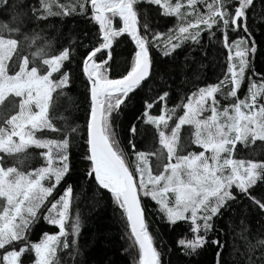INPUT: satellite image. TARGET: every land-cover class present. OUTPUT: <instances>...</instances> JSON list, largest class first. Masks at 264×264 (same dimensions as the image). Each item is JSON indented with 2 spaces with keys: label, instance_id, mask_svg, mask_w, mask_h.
I'll return each instance as SVG.
<instances>
[{
  "label": "snow or ice",
  "instance_id": "snow-or-ice-1",
  "mask_svg": "<svg viewBox=\"0 0 264 264\" xmlns=\"http://www.w3.org/2000/svg\"><path fill=\"white\" fill-rule=\"evenodd\" d=\"M151 6L177 21L162 47L164 34L147 15ZM0 9L9 17L3 26L7 34L0 30V264H26L25 257L27 264H60V249L70 247L69 226L71 244H77L80 218L70 215L73 186L66 184L59 196L55 191L72 175L69 152L78 131L86 165L80 175L94 184L95 191L110 194L134 241L129 252L132 264H163L149 231L151 209L144 205L145 199L155 202L162 213L159 219L169 227L185 226L187 231L176 241L182 254L198 255L211 244L216 248L214 264H224L225 243L210 235L220 231L213 218L231 212L240 195L264 215V188L256 194L264 186V159L233 158L238 143L264 147V74L255 71L252 58L257 44L254 23H249V13L255 19V0H36L35 4L0 0ZM76 16L98 25L88 44L85 33L63 37L66 44L61 48L47 40L36 47V37L26 34L30 22ZM202 33L227 50L223 79L198 87L181 97L186 102L171 108L164 106L170 90L151 102L144 100L142 113L127 129L131 150L123 151L116 121L136 91L152 79L155 62L150 50L170 57L189 41L202 48ZM123 34L130 37L134 49L121 67L112 64V50L125 38ZM77 45L86 53L78 65L85 85L82 102L72 92L75 77L69 68ZM245 81L247 88L240 98ZM225 85L230 88L226 94ZM218 95L225 101L222 106ZM81 103L86 115L77 129L72 124ZM158 104L159 114H151ZM61 107L63 114L57 117ZM145 126L153 127L154 143L147 145L148 151L137 150L134 141L145 134ZM48 131L60 138H45ZM30 147L43 149L39 154L46 166L22 170L30 159ZM41 218L58 232H44L33 242L29 234ZM240 223L237 235L246 241L243 264H264V239L248 240L243 234L249 229L243 220Z\"/></svg>",
  "mask_w": 264,
  "mask_h": 264
},
{
  "label": "trees",
  "instance_id": "trees-1",
  "mask_svg": "<svg viewBox=\"0 0 264 264\" xmlns=\"http://www.w3.org/2000/svg\"><path fill=\"white\" fill-rule=\"evenodd\" d=\"M17 2H20V0H17ZM23 2L35 4L36 0H23ZM59 2L63 3L67 2V0H59ZM141 7L144 8L146 6L141 5ZM198 7L203 10L202 5H198ZM147 15L153 27L164 34L160 39L162 47L169 38L168 29L177 23L176 18L163 17L157 11L156 6L147 7ZM249 16V23H254L253 39L257 44V51L252 58L255 71L259 74H264V21L261 20V17H264V0H255L254 21L251 18L252 13H249ZM117 20L118 18H114V26H117ZM7 23H9V17L5 15V10L0 9V30H3L5 34H7V28L3 26ZM85 33L88 35V39L84 40V43L88 44L89 40L98 33V25L89 23L86 19L79 16L65 19L50 18L47 21H40L35 24L30 22L26 29L27 35L36 37L35 41H33L36 47L43 46L45 40H47L52 42L54 48H61L66 44V41L62 40L63 37L69 34L80 37ZM123 35L125 38L121 40L119 45L114 44L112 50V64L121 67H124L126 62L131 59V53L134 49L130 37H127L126 34ZM232 38L235 37L233 36ZM201 44L203 45L202 48L189 41L177 49L170 57H161L159 51L150 50V55L155 62L152 79L136 91L116 121L120 133L119 147L123 151L128 152L131 150L127 145L128 139L131 138L127 129L135 116L142 113L144 100L151 102L162 91L170 90V95L164 102V106L171 108L177 103L186 102V100L182 101L181 97H186L188 93L195 91L198 87L206 86L209 83H218L219 80L223 79L224 73L227 71V50L223 49L219 43L209 42V37L206 33L201 35ZM30 50L35 49L32 48ZM202 52H205L206 55H202ZM85 54V50L77 45L75 60L69 65L75 77V82L71 86L72 92L79 97L81 102L84 100L85 85L78 65L81 57ZM161 72H163V77L160 75ZM253 80H256V77H253ZM246 88L247 82L245 81L242 89L238 92L240 98H243ZM229 90L230 88L225 85L224 93L226 94ZM217 98L222 101L220 104L225 103L219 95ZM177 111L180 112V109ZM150 112L153 115H158L159 104ZM62 114L63 109L61 107L55 115L59 117ZM85 115V109L81 103L79 111L75 113V122L72 127L80 129L84 124ZM61 123L62 121L55 126L60 127ZM153 130L152 126H145V134L143 136L138 134L134 141L137 150H149L147 145L154 143L150 135ZM186 131H188L187 126L183 128L182 133L185 134ZM81 135V132L78 131L75 142L69 152L72 175L67 181L59 185L55 191V195L59 196L66 184L73 186L74 192L70 215L79 214L80 218V232L75 237L77 240L75 246L71 244L73 237L71 236L70 226L66 228L69 233L66 239L70 247L68 249H60L58 257L60 264H132L129 252L132 250L131 246L134 241L130 237V231L126 228V222L120 218L119 210L110 194L107 191H95L94 184L87 183L84 177L80 175L86 167L83 162L85 148ZM45 138L58 139L60 137L48 131L45 133ZM27 151L30 159L22 166V170H32L46 166L45 161L39 154L43 149L30 147ZM234 156L245 160L264 159V147L257 143L253 149L238 143ZM127 159L131 161L133 157L129 156ZM262 188L264 186L256 189L257 195L261 193ZM93 195L97 199H91L90 197ZM143 203L151 209L150 219L152 224L149 231L154 237V246L162 253L163 264H214L216 252L214 246L209 244L199 250L198 255L186 256L182 254L181 248L176 241L187 231L185 226L180 223L179 227H169L166 222H162L159 219L162 213H158L156 210L155 202L145 199ZM213 219L215 228L220 231L214 230L210 235L214 238L219 237L225 243L222 253L224 264H243L247 259L246 255H241V253L245 252L246 241L241 235H237V233L241 232V220H243L244 226L249 229L248 232L243 234L247 236L248 240L255 243L257 240L264 239V215L242 195L238 196L231 212H225L223 216L214 217ZM70 222L67 223L70 225ZM44 232L49 234L56 233L58 232V227L48 225L41 218L33 226V230L29 235L33 242H38L39 236ZM135 251L138 259V248ZM32 255L34 256V254ZM259 255L260 251L256 250L255 258L258 259ZM27 260L28 257H25L26 264Z\"/></svg>",
  "mask_w": 264,
  "mask_h": 264
},
{
  "label": "rangeland",
  "instance_id": "rangeland-1",
  "mask_svg": "<svg viewBox=\"0 0 264 264\" xmlns=\"http://www.w3.org/2000/svg\"><path fill=\"white\" fill-rule=\"evenodd\" d=\"M257 83H259V81H257ZM219 100H220V99H219ZM221 102H222V101L220 100V103H221ZM222 105H223V104H221V106H222ZM184 127H185V126L182 127V131H183V128H184ZM187 134H188V131H186L185 135H187ZM189 150H193V151H194V150H196V149H194V148H190ZM233 158H234V159H238V158H236V157L234 156V153H233Z\"/></svg>",
  "mask_w": 264,
  "mask_h": 264
}]
</instances>
